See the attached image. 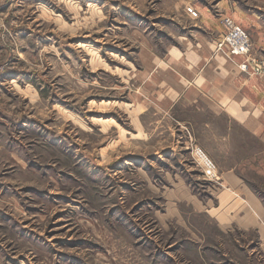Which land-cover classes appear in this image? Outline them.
<instances>
[{"label": "rangeland", "instance_id": "obj_1", "mask_svg": "<svg viewBox=\"0 0 264 264\" xmlns=\"http://www.w3.org/2000/svg\"><path fill=\"white\" fill-rule=\"evenodd\" d=\"M226 18L250 102L173 106ZM0 264H264V0H0Z\"/></svg>", "mask_w": 264, "mask_h": 264}, {"label": "crops", "instance_id": "obj_2", "mask_svg": "<svg viewBox=\"0 0 264 264\" xmlns=\"http://www.w3.org/2000/svg\"><path fill=\"white\" fill-rule=\"evenodd\" d=\"M218 40L219 38L214 42V50L212 48L207 59H200L202 52L200 53V49L194 47L192 50L193 55L190 54V58L183 61L180 59L174 60L176 62L173 65L177 67V72H179L176 77L179 79L176 82L175 94L177 98L172 100L174 101L173 106L177 99L182 97L181 93H184L185 99L191 98L197 101L203 100V96L209 91L213 95L221 91L224 98L229 101L227 105L230 111L229 114L238 116L243 113L240 105H243L242 102L246 103L250 100L242 95L235 85L237 67H239L243 57H229L224 52L218 51ZM212 58L213 61H210ZM166 100H168V97H165L163 101Z\"/></svg>", "mask_w": 264, "mask_h": 264}, {"label": "built area", "instance_id": "obj_3", "mask_svg": "<svg viewBox=\"0 0 264 264\" xmlns=\"http://www.w3.org/2000/svg\"><path fill=\"white\" fill-rule=\"evenodd\" d=\"M186 10L191 18H199V12L195 8L187 7ZM224 27L226 29V35L217 43V50L221 52L226 49L233 56H241L246 58L244 64L241 67L244 70L250 69L251 61L249 55L251 52V39L249 34L240 26L236 25L230 18L224 19ZM260 69H254V71L260 73ZM207 166L210 169L215 168L214 163L210 160L207 163Z\"/></svg>", "mask_w": 264, "mask_h": 264}]
</instances>
